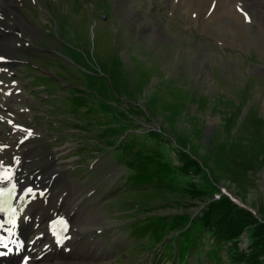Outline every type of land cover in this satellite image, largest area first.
Returning a JSON list of instances; mask_svg holds the SVG:
<instances>
[{"label":"rangeland","instance_id":"obj_1","mask_svg":"<svg viewBox=\"0 0 264 264\" xmlns=\"http://www.w3.org/2000/svg\"><path fill=\"white\" fill-rule=\"evenodd\" d=\"M17 1L32 33L6 31L0 17V158H18L14 170L20 158L17 175L41 181L27 184L43 193L36 199L49 213L64 210L53 219L54 250L77 264H89L81 255L91 253L100 258L90 264H173L163 260L162 243L153 234L134 235L136 227L152 216L198 215L203 194L218 188L259 222L248 221L226 244L238 256L225 248L219 263L204 255L189 263L250 264L249 233L264 225V10L256 5L247 20L209 21L171 0ZM17 124L33 133L23 144ZM149 129L196 157L205 174L193 166L163 188L133 186L132 157L121 146ZM153 142H143L153 145L144 155L156 150ZM165 147L164 159L180 165L175 149ZM71 207L74 216L65 214ZM93 213L102 224L86 239L68 234L80 228L77 216ZM60 218H67L70 241L58 230ZM175 233L169 227L161 233L171 254Z\"/></svg>","mask_w":264,"mask_h":264},{"label":"trees","instance_id":"obj_2","mask_svg":"<svg viewBox=\"0 0 264 264\" xmlns=\"http://www.w3.org/2000/svg\"><path fill=\"white\" fill-rule=\"evenodd\" d=\"M76 106L81 105L76 104ZM111 132L113 133V130ZM146 138L154 140L153 144L156 149L148 155H144V149L153 145L151 143L143 145ZM169 142L171 145H168ZM165 146L175 149L180 165L164 159L165 148H167ZM135 148L136 150L132 152ZM121 149L132 157L128 160V165L135 170L134 175L130 177V183L133 186L154 184L158 188H163L164 184L171 182L172 179L185 177L193 166L199 167L200 172L205 174L204 168L200 167L196 157L188 154L182 147L174 144L173 139H168V136L157 130L149 129L131 135V139L127 144H123ZM210 186L213 187L211 184ZM205 190L201 189L203 192ZM209 193L207 191L202 196L205 206L201 209L200 214L193 217L177 214L169 219L162 215L152 216L142 221L145 225L136 227L137 231H134L133 234L140 237L153 234L157 242L156 245L162 243L160 250L162 248L165 250L167 245L164 244L161 233L163 229L169 227L171 232H177V235H174L169 243V245L176 246V254L172 255L170 250H167L168 254L165 259L172 260L174 264H190V258L195 257L198 262L204 255L205 259H213L219 263L221 261L220 252L226 248V244L231 243L245 230L248 221H258L259 219L254 216L252 211L240 207L232 201L228 195L222 192V189L215 188L212 195H208ZM203 233H205L206 239H202ZM249 237L252 243L250 264H264V225H260L258 229H252ZM233 248V246L226 248L229 257ZM234 251V256H238L235 248Z\"/></svg>","mask_w":264,"mask_h":264},{"label":"bare ground","instance_id":"obj_3","mask_svg":"<svg viewBox=\"0 0 264 264\" xmlns=\"http://www.w3.org/2000/svg\"><path fill=\"white\" fill-rule=\"evenodd\" d=\"M171 1L172 2L170 5L172 6L176 5V7L178 8L185 6L190 11L195 9L194 11L198 13L197 18L203 17V18H208V20L209 18L211 19L221 18L223 17L222 15H225V16L234 17L236 20L239 21V19L243 17L242 16L243 13L249 12L250 9H255L256 5L262 8V10H264V0H176V1L171 0ZM17 5H18L17 0H0V17L4 16L6 21V26L2 25V27H4L6 31L9 30L12 33H17L18 35H22V36L24 34L30 35L31 32L30 24L27 21H25L22 16L18 14ZM240 9H243V12ZM10 18H15L17 25L15 24L16 22L13 23ZM241 19H244V17ZM2 22L4 23V19L2 20ZM29 35L27 37L31 42V38ZM16 44L17 42L14 40L13 45H9L7 49V54L11 53V50H13V48L16 47ZM7 54L5 55L7 56ZM3 86H7V85L3 84ZM16 89L17 88H15L14 90ZM14 124L15 123L12 122V125ZM19 160H20V166L22 167L21 165L22 160L20 158ZM13 164L14 166L19 165V163L16 162H14ZM21 167H17L14 170L16 175L18 169ZM55 173L56 170L50 172V174H55ZM20 178L23 179L25 185L32 183L31 178L27 176L25 173H22L20 175ZM40 183L41 181H39V184ZM32 184L35 187L39 186L37 181L33 182ZM5 186L6 184H0V187H5ZM18 196H19V188L17 190V201L14 205V208H16L17 210L15 214V218H16V223H19L21 226L20 229L24 237L23 238L24 246L22 247V249L26 252V254L30 256V260L28 261V264H77L76 262L72 261L74 260L73 256L61 252L58 253L57 251L54 250V246L49 244L51 241L49 237L52 235L51 229L53 225V219L55 218V214L61 211L64 212V210L58 209L56 207L54 209H51L52 211L51 213H49L50 209L45 204H42L40 202L42 200L40 199L38 200L35 198L34 200H28L24 203H21L18 199ZM76 212H77V208L71 207L65 214L68 215L72 213V215L74 216ZM50 214L51 216L47 218L44 217ZM76 218L80 228L73 227L72 232L68 234L82 236L85 239L87 238L86 237L87 235L85 234H89L96 226L102 224V220H100V217L98 216L97 213H93L89 215L88 218H82L79 216H77ZM3 220L4 219H0V222H2ZM56 232L57 231H53V234ZM61 234L63 236L68 235L67 232L64 231L61 232ZM0 236H1V232H0ZM29 241H34V243H29ZM62 247L64 248L65 246L62 245ZM49 248H51V251H47L49 250ZM0 252L5 253V255L0 256V264H23L18 260V256L15 255L13 250L8 251L7 249L0 247ZM73 254L77 256L80 254V252L73 249ZM81 256L82 259L84 261H87L89 264L96 262L100 258V255L97 253L85 254Z\"/></svg>","mask_w":264,"mask_h":264},{"label":"snow or ice","instance_id":"obj_4","mask_svg":"<svg viewBox=\"0 0 264 264\" xmlns=\"http://www.w3.org/2000/svg\"><path fill=\"white\" fill-rule=\"evenodd\" d=\"M214 6V5H213ZM243 12V9H240ZM244 18L249 19L247 13H243ZM3 56H0V61L4 60ZM2 83V81H0ZM15 83V82H13ZM11 123V121H9ZM21 133H25L20 143L23 144L30 136H32V130L30 128H23L21 125L17 124L15 126ZM16 163H19L18 158L13 157ZM0 184H6L5 187H0V213L4 214V220L0 222V231L6 232L7 236H0V247L12 251L9 244H16L17 250L24 246V242L18 239H14L16 233V208L12 207V201L17 198V190L19 188L18 199L21 203L28 200H34L37 195H43L42 192L38 193L33 187L24 184L23 179L18 177L14 171V164L12 161H5L0 158ZM57 223L62 226V230L67 232L68 224L63 219L60 218ZM55 234V233H54ZM61 243V240H57ZM29 243H34V241H29ZM5 255V253L0 252V256ZM29 256H23V264H28Z\"/></svg>","mask_w":264,"mask_h":264}]
</instances>
